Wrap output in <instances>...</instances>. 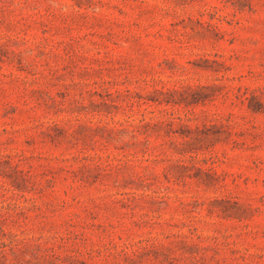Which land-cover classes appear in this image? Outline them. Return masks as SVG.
<instances>
[{
  "label": "rangeland",
  "instance_id": "obj_1",
  "mask_svg": "<svg viewBox=\"0 0 264 264\" xmlns=\"http://www.w3.org/2000/svg\"><path fill=\"white\" fill-rule=\"evenodd\" d=\"M0 264H264V0H0Z\"/></svg>",
  "mask_w": 264,
  "mask_h": 264
}]
</instances>
